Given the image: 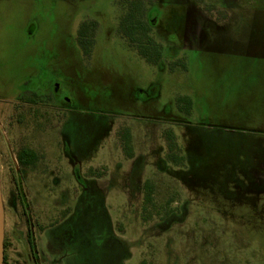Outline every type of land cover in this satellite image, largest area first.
Masks as SVG:
<instances>
[{
    "label": "rangeland",
    "instance_id": "374dc122",
    "mask_svg": "<svg viewBox=\"0 0 264 264\" xmlns=\"http://www.w3.org/2000/svg\"><path fill=\"white\" fill-rule=\"evenodd\" d=\"M124 8L0 0L2 80L30 91L54 72L71 101L62 111L49 83V95L36 88L27 98L42 103V123L21 143L50 172L14 175L26 217L43 227L36 264H264V0H157L145 15L161 45L157 65L117 34ZM85 20L98 23L88 61L75 42ZM164 130L182 166L166 161ZM7 162L0 156L5 200ZM146 181L155 206L143 222Z\"/></svg>",
    "mask_w": 264,
    "mask_h": 264
},
{
    "label": "flooded vegetation",
    "instance_id": "af4514ba",
    "mask_svg": "<svg viewBox=\"0 0 264 264\" xmlns=\"http://www.w3.org/2000/svg\"><path fill=\"white\" fill-rule=\"evenodd\" d=\"M156 1L157 0H155L152 4L145 6L144 15H146L147 8L152 6ZM122 2L123 0H121V3ZM210 7H212V9L204 10L211 12L216 11L214 10V6ZM83 22L91 23L92 26H96L94 38L98 29V23L95 20L82 21L76 30V44L77 33ZM147 23L150 25V22ZM29 26L33 28L34 32L36 31V24H31ZM94 38L92 47L95 44ZM2 64L4 65V63H1L0 61V125L3 129V131H0V138L3 142L5 139L7 149H5V146H3V149L0 147V156H5V158L7 157L8 164L6 165V170L10 177L8 180L9 187L6 200L1 192L4 210L3 264H36L38 262L37 236L43 232V227L39 224L37 219L32 220V218L26 217L23 206L24 199L19 192L14 175L15 173L21 175L20 172H29L30 170L34 171V169L39 171L40 166L42 167L39 171L41 174L50 172H48V165L46 164L45 166L42 159L38 158V153L32 147L21 143L23 142L22 138L31 136V132L28 131L30 124L39 126V124L42 123L40 119L43 112V110L40 109L42 103L39 99L34 100L27 98L29 96H34V93H37L35 91L36 88H39L42 93L47 95H49L51 91L50 96H52L55 101L61 100L63 102L62 111L69 109L68 105H70L71 101L67 93L62 89L59 79L53 77L52 74L54 72L42 73L43 79L41 83L39 82V85L28 91L24 88L26 87V82L22 83L20 80L17 82L15 81L18 83V86H16L15 82L8 83L9 81L2 80L6 78L1 71ZM44 83L50 84L51 89L48 93L47 90H45L46 84ZM1 85L3 86V90ZM36 116L38 120H29L30 118H36ZM56 123H58V119ZM34 132L36 133V131ZM26 142L30 143L29 140H26ZM38 143L41 145V137L38 139ZM7 207L10 209L9 211ZM36 229L37 231H35Z\"/></svg>",
    "mask_w": 264,
    "mask_h": 264
},
{
    "label": "trees",
    "instance_id": "16d2710c",
    "mask_svg": "<svg viewBox=\"0 0 264 264\" xmlns=\"http://www.w3.org/2000/svg\"><path fill=\"white\" fill-rule=\"evenodd\" d=\"M155 0H123L125 14L120 18L117 34L121 36L127 43V45L136 51L137 55L143 59L149 65H157L161 59V45L157 43L151 32V27L145 20V6L150 5ZM210 13V12H209ZM96 26H92L91 23L83 22L80 25L77 33V45L81 52V55L85 61H88L91 55L93 38L95 34ZM173 65H182L181 61H176L170 64L171 69ZM176 107L179 112L189 115L192 102L186 96H180L176 98ZM161 138L165 144L166 153L165 159L174 165L182 166L184 158L177 156L179 148L174 134L171 130H164L161 134ZM123 142L121 144L124 156L126 158L132 157V151L130 149V136L126 132L121 138ZM93 174L92 171H90ZM105 172H99L97 177H102ZM142 221L147 222L148 217H145V213L149 208L154 207L153 202V186L149 181L144 182L142 188Z\"/></svg>",
    "mask_w": 264,
    "mask_h": 264
},
{
    "label": "water",
    "instance_id": "95a60500",
    "mask_svg": "<svg viewBox=\"0 0 264 264\" xmlns=\"http://www.w3.org/2000/svg\"><path fill=\"white\" fill-rule=\"evenodd\" d=\"M3 245H4V210L1 196L0 183V264H3Z\"/></svg>",
    "mask_w": 264,
    "mask_h": 264
},
{
    "label": "crops",
    "instance_id": "0c3cea01",
    "mask_svg": "<svg viewBox=\"0 0 264 264\" xmlns=\"http://www.w3.org/2000/svg\"><path fill=\"white\" fill-rule=\"evenodd\" d=\"M264 57V56H263Z\"/></svg>",
    "mask_w": 264,
    "mask_h": 264
}]
</instances>
